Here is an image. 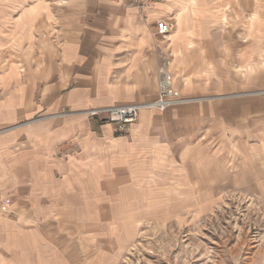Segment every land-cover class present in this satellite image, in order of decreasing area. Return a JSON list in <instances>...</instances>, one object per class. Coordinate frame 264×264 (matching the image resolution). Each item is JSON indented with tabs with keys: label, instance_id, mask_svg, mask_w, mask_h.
<instances>
[{
	"label": "crops",
	"instance_id": "obj_1",
	"mask_svg": "<svg viewBox=\"0 0 264 264\" xmlns=\"http://www.w3.org/2000/svg\"><path fill=\"white\" fill-rule=\"evenodd\" d=\"M166 58L185 101L88 117L155 98ZM238 189L264 194V0H0V264H117Z\"/></svg>",
	"mask_w": 264,
	"mask_h": 264
},
{
	"label": "rangeland",
	"instance_id": "obj_2",
	"mask_svg": "<svg viewBox=\"0 0 264 264\" xmlns=\"http://www.w3.org/2000/svg\"><path fill=\"white\" fill-rule=\"evenodd\" d=\"M99 107L88 117L114 123L106 112L91 114ZM131 124L115 125L123 133ZM117 264H264V194L238 189L197 217L144 220Z\"/></svg>",
	"mask_w": 264,
	"mask_h": 264
},
{
	"label": "built area",
	"instance_id": "obj_3",
	"mask_svg": "<svg viewBox=\"0 0 264 264\" xmlns=\"http://www.w3.org/2000/svg\"><path fill=\"white\" fill-rule=\"evenodd\" d=\"M142 10L156 0H134ZM157 31L161 35H167L171 30V23L165 19H159L156 22ZM171 59L166 58L164 63L159 67V92L157 96L151 100L143 102H129L124 104H114L99 108L90 109L91 114L96 115L106 112L109 119L119 128H125L127 125L136 121L142 108L155 107L164 110L170 106L178 104L186 100L181 95L180 90L174 84V75L170 69ZM12 206V199L0 190V214L9 212Z\"/></svg>",
	"mask_w": 264,
	"mask_h": 264
}]
</instances>
